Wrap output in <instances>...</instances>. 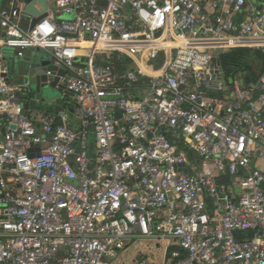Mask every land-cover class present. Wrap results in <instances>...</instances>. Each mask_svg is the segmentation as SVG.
Segmentation results:
<instances>
[{
  "label": "built area",
  "instance_id": "obj_1",
  "mask_svg": "<svg viewBox=\"0 0 264 264\" xmlns=\"http://www.w3.org/2000/svg\"><path fill=\"white\" fill-rule=\"evenodd\" d=\"M25 13L0 8L1 46L64 71L78 126L30 119L0 69V264H112L133 239L166 245L133 264H264V71L245 85L219 63L264 55V0H53L27 30Z\"/></svg>",
  "mask_w": 264,
  "mask_h": 264
},
{
  "label": "water",
  "instance_id": "obj_2",
  "mask_svg": "<svg viewBox=\"0 0 264 264\" xmlns=\"http://www.w3.org/2000/svg\"><path fill=\"white\" fill-rule=\"evenodd\" d=\"M2 0H0L1 2ZM24 3L25 6L31 8L34 4H41L43 7H47V5L53 7V0H20ZM27 7L25 12L27 13ZM46 17V14H43L37 18H34L31 23V27H33L37 22H39L42 18ZM159 33L155 35L157 38ZM1 60L4 62V68L6 70V75L8 77L16 76L20 80L26 82V91L29 95H27L26 99L29 102L37 104L38 102L44 103V101L52 98L51 93L54 91L57 95L64 94L69 97V95L63 91L61 86H57L59 82V78L64 75L63 70H58L54 66L48 65V61L44 58L35 57L27 62H21V60H15L9 54L3 53L0 54ZM40 59V60H39ZM24 64L25 68H21L20 65ZM8 72V73H7ZM49 73V74H48ZM245 85L250 83L248 77L244 78ZM25 91V92H26ZM26 92V93H27ZM24 109L26 111H31L29 109V103L23 104ZM28 113V112H27ZM13 129V127H12ZM35 152L39 151V148L34 149ZM31 152V150L29 151ZM32 157V155H30ZM171 252H180V249L177 246H170L166 250V256L168 257Z\"/></svg>",
  "mask_w": 264,
  "mask_h": 264
},
{
  "label": "crops",
  "instance_id": "obj_3",
  "mask_svg": "<svg viewBox=\"0 0 264 264\" xmlns=\"http://www.w3.org/2000/svg\"><path fill=\"white\" fill-rule=\"evenodd\" d=\"M253 1V0H252ZM256 5H258L260 3V0H254L253 1ZM6 4V0H2L0 2V8H2L4 5ZM27 6H25V9H26ZM51 9V6L47 5V7H43L41 4L37 3V4H34L31 8L27 7V13H25L24 17L22 18V26L24 28V30H27L30 26V24L32 23V20L34 18H37L43 14H46V16H48L49 14V11ZM65 16V15H64ZM71 16H66L65 19H70ZM61 19H64V17H61ZM3 40V32L2 30L0 29V54H3L1 52V50H3L2 48H5L3 46H1V42ZM8 49V48H6ZM5 53L9 54L12 58H14L15 60H21V62H27L31 59H33L34 57H39L40 59L41 58H44L46 61H48V65H51V59L48 58V55L41 51V50H38V49H33V50H28L26 52H24V56L23 58H17L13 51L12 50H9V51H5ZM21 68H25V65L24 64H21L20 65ZM0 69H4V62L1 60V56H0ZM6 71V70H5ZM8 73V72H7ZM7 82L9 83H13V84H22V83H19L18 80H20L19 78H17L16 76H13V77H8V75H3L2 76ZM31 113V111H30ZM30 113H29V118H30ZM42 114V113H41ZM57 115H63L65 120L63 123H65L66 125H69L70 127H74L76 128L78 126V123H77V120H76V117L74 115V111H73V108H71L69 111H68V115L62 113V114H57ZM30 119H36V115ZM5 127H6V121L4 120V118L0 117V137L2 135V133L4 132L5 130ZM135 247V246H134ZM131 246H129V250L128 251H131L133 248H131ZM151 253V249L147 248L146 250H140V249H136L132 251V258H136L142 254H148L150 255ZM128 254V252H127ZM123 256L125 254H122ZM121 255V257H122ZM184 255L183 252H181V256ZM120 257V258H121ZM139 258V257H138Z\"/></svg>",
  "mask_w": 264,
  "mask_h": 264
},
{
  "label": "rangeland",
  "instance_id": "obj_4",
  "mask_svg": "<svg viewBox=\"0 0 264 264\" xmlns=\"http://www.w3.org/2000/svg\"><path fill=\"white\" fill-rule=\"evenodd\" d=\"M62 17L66 18V16H64V15ZM157 43H159V42H157ZM157 43L155 42V44H157ZM162 47H164V44L162 45ZM170 47H173L171 45V43L167 46V48H170ZM2 49H3V50H1L2 53H5V51L10 50V49H6V48H2ZM36 58L37 57H35V59ZM48 58H50V57L48 56ZM239 76L240 75H235L233 77L237 78ZM18 82L22 83V84H26V82L23 80H18ZM26 92H24V94L21 96V100H22L23 104L29 103V109L31 110L30 118L34 117L38 113L52 114V115L64 113V114L68 115V111L72 108V103H71L70 98L65 96L64 94L57 95L53 91L51 93L52 98L50 99V101L46 100V101H44V103H42V101H41V102H38L37 104H35L32 102H29V100L26 99L27 95H29L28 92L27 93ZM67 126H69V125H67ZM127 244L130 245L131 248H133L134 250H136V249L146 250L147 248L151 249L150 255L145 254V255H148L150 257L156 256L159 252L158 249L163 250L166 247L165 243L157 242L154 240H151L150 242H148V241L138 242L137 240L133 239V240H128ZM131 248H130V250H131ZM133 249L131 251H128V254H125L124 256H122L120 258V260L112 262V264H133L130 261V260L134 259V258H132Z\"/></svg>",
  "mask_w": 264,
  "mask_h": 264
},
{
  "label": "trees",
  "instance_id": "obj_5",
  "mask_svg": "<svg viewBox=\"0 0 264 264\" xmlns=\"http://www.w3.org/2000/svg\"><path fill=\"white\" fill-rule=\"evenodd\" d=\"M125 62L130 60L126 59ZM219 63L228 78L240 75L243 80L248 77L252 83L256 82L264 71L263 53L252 48H236L228 53H221Z\"/></svg>",
  "mask_w": 264,
  "mask_h": 264
},
{
  "label": "bare ground",
  "instance_id": "obj_6",
  "mask_svg": "<svg viewBox=\"0 0 264 264\" xmlns=\"http://www.w3.org/2000/svg\"><path fill=\"white\" fill-rule=\"evenodd\" d=\"M229 42H225V41H222V42H217L216 43V45H227ZM242 42H240V41H236V44H241ZM243 43H246V42H243ZM150 44V46L151 45H153V44H155V42H152V43H149ZM170 43L168 42V43H166V44H164V47H166L167 48V46L169 45ZM188 43H185V42H183V41H181V40H178L177 42H175V43H171V45L172 46H185V45H187Z\"/></svg>",
  "mask_w": 264,
  "mask_h": 264
}]
</instances>
